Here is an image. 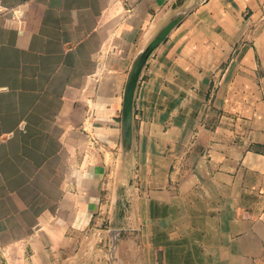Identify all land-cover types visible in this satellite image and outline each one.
Listing matches in <instances>:
<instances>
[{
	"label": "crops",
	"instance_id": "1",
	"mask_svg": "<svg viewBox=\"0 0 264 264\" xmlns=\"http://www.w3.org/2000/svg\"><path fill=\"white\" fill-rule=\"evenodd\" d=\"M89 262L264 264V0H0V264Z\"/></svg>",
	"mask_w": 264,
	"mask_h": 264
},
{
	"label": "water",
	"instance_id": "2",
	"mask_svg": "<svg viewBox=\"0 0 264 264\" xmlns=\"http://www.w3.org/2000/svg\"><path fill=\"white\" fill-rule=\"evenodd\" d=\"M177 23H178V19L177 18L173 19L158 33V35L155 38H153V40L149 42L146 48L136 58L133 67L130 71L123 94V111H122V125H123L122 136H123V141L126 144H128L130 140L133 99L141 70L145 65L149 56L152 54V52L158 47V45H160L164 41L166 36L177 25Z\"/></svg>",
	"mask_w": 264,
	"mask_h": 264
},
{
	"label": "rangeland",
	"instance_id": "3",
	"mask_svg": "<svg viewBox=\"0 0 264 264\" xmlns=\"http://www.w3.org/2000/svg\"><path fill=\"white\" fill-rule=\"evenodd\" d=\"M104 250L106 251V254L109 256V258L111 259V261H114L115 258H116L115 257V255H116L115 247L106 246V248ZM124 251H129L128 245H125ZM88 264H91V263L89 262Z\"/></svg>",
	"mask_w": 264,
	"mask_h": 264
}]
</instances>
